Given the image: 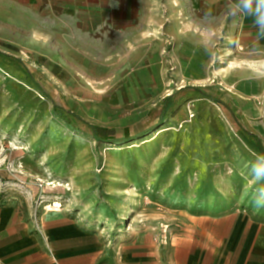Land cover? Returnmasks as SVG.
<instances>
[{
    "label": "rangeland",
    "instance_id": "1",
    "mask_svg": "<svg viewBox=\"0 0 264 264\" xmlns=\"http://www.w3.org/2000/svg\"><path fill=\"white\" fill-rule=\"evenodd\" d=\"M145 42L139 66L150 67L144 58L157 50L153 69L118 70L111 80V71L85 72L90 80L46 71L0 46V264H44L59 251V264H183L191 256L215 264L264 236V207L254 203L264 205V178L254 171L264 167V99L251 96L260 86L245 70L247 39H218L217 62L230 55L238 69L213 65L184 93L162 83L174 73L166 46ZM221 72L242 92L238 103L227 100L232 113L206 97L231 93L214 77ZM146 74L161 85L141 84ZM90 125L114 140L136 138L104 143Z\"/></svg>",
    "mask_w": 264,
    "mask_h": 264
},
{
    "label": "crops",
    "instance_id": "2",
    "mask_svg": "<svg viewBox=\"0 0 264 264\" xmlns=\"http://www.w3.org/2000/svg\"><path fill=\"white\" fill-rule=\"evenodd\" d=\"M194 1L197 9L191 14L190 0H161L165 8L162 13H158L159 0H0V46L6 55H25L23 61L29 65L36 64L46 71L57 68L83 72L77 75L90 80L92 73L85 72L152 70L157 50L153 51L154 58L151 52L149 59L144 58L150 67H140L142 54H138L137 48L143 47L145 40V46L157 45L160 40L166 46V70L172 68L174 72L166 80L162 78V83L184 93L188 86L200 87L213 65H217L215 70L228 74L238 69L233 56L226 55L225 60L217 62V41L224 34L235 42L239 37L245 38V70L253 75L250 84L260 86L251 96L264 99V7H258L257 0H252L247 9L243 0ZM141 6L149 7L150 14H140ZM34 55L42 58L35 59ZM113 73L106 76L108 80L115 77ZM222 75L221 72L214 77L233 92L220 97L235 111L228 101L238 103L237 96L242 95L238 91L240 86L230 76L219 78ZM143 77L137 78L143 85L147 80L161 85L150 74ZM165 100L166 109H171L174 98L168 96ZM93 127L105 129L102 133L109 132L103 126ZM242 246L236 254L220 255L215 264H264L263 235L251 248ZM55 256L59 260L61 252ZM55 256L45 257L44 264H57ZM205 259L206 256H191L183 264H206Z\"/></svg>",
    "mask_w": 264,
    "mask_h": 264
},
{
    "label": "trees",
    "instance_id": "3",
    "mask_svg": "<svg viewBox=\"0 0 264 264\" xmlns=\"http://www.w3.org/2000/svg\"><path fill=\"white\" fill-rule=\"evenodd\" d=\"M41 91L43 92V90H41ZM206 97L209 98L210 100H212L216 105H218L224 111L232 113V110L230 109V107L227 106V104L224 103L222 100L216 99V98H213V97H210V96H206ZM169 99H171V97H169L167 99V101ZM54 107L58 108L57 104H55ZM169 109H170V106H168L167 109L164 110L163 115H162L163 117H164L165 113L168 112ZM162 121H164V119H162ZM90 127L93 129V133H94L95 139L98 140V141L104 142V143L117 144V143H120V142H128V141L134 140L136 138V137L135 138H125V139H122L121 141L120 140H114V139L109 138L107 136H102L101 135L102 132L106 131L105 129H99V128H95L93 126H90ZM258 146H259L258 147L259 151L261 152L262 155H264V149L261 147L260 142L258 143Z\"/></svg>",
    "mask_w": 264,
    "mask_h": 264
},
{
    "label": "clouds",
    "instance_id": "4",
    "mask_svg": "<svg viewBox=\"0 0 264 264\" xmlns=\"http://www.w3.org/2000/svg\"><path fill=\"white\" fill-rule=\"evenodd\" d=\"M243 4H244V8L247 9L252 4V0H243ZM257 6L264 7V0H257ZM254 171L257 179L264 178V167L256 168ZM254 203L257 208L264 207V205L262 204L256 202Z\"/></svg>",
    "mask_w": 264,
    "mask_h": 264
},
{
    "label": "bare ground",
    "instance_id": "5",
    "mask_svg": "<svg viewBox=\"0 0 264 264\" xmlns=\"http://www.w3.org/2000/svg\"><path fill=\"white\" fill-rule=\"evenodd\" d=\"M162 132H163V130H161V129L158 130V131L155 133L156 137L159 136L160 134H162ZM154 139H155V138H154ZM151 140H152V139H151Z\"/></svg>",
    "mask_w": 264,
    "mask_h": 264
},
{
    "label": "built area",
    "instance_id": "6",
    "mask_svg": "<svg viewBox=\"0 0 264 264\" xmlns=\"http://www.w3.org/2000/svg\"><path fill=\"white\" fill-rule=\"evenodd\" d=\"M189 112H190L191 117H194V114L191 111H189Z\"/></svg>",
    "mask_w": 264,
    "mask_h": 264
}]
</instances>
